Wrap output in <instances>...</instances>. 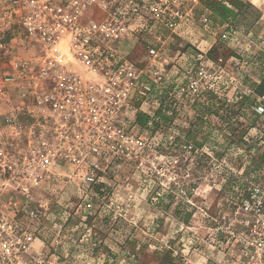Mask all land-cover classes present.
Wrapping results in <instances>:
<instances>
[{"label": "rangeland", "instance_id": "1", "mask_svg": "<svg viewBox=\"0 0 264 264\" xmlns=\"http://www.w3.org/2000/svg\"><path fill=\"white\" fill-rule=\"evenodd\" d=\"M240 1L236 19L220 20L200 0L184 35L157 24L155 37L133 34L122 43L143 68L147 47L156 46L167 73L154 122L145 106V125L131 128L157 157L95 188L72 168H58L29 205L15 191L1 194L0 210L20 221L29 239L18 258L0 239V264H210L242 221L262 217L252 192L264 189V115L254 114L264 105V2ZM202 53L216 81L189 100L180 88ZM209 92L218 110L199 113Z\"/></svg>", "mask_w": 264, "mask_h": 264}, {"label": "built area", "instance_id": "2", "mask_svg": "<svg viewBox=\"0 0 264 264\" xmlns=\"http://www.w3.org/2000/svg\"><path fill=\"white\" fill-rule=\"evenodd\" d=\"M199 4L0 0V195L15 191L29 205L58 168H72L95 188L104 179L121 177L126 166L140 169L157 157L131 128H138L137 115L145 106L149 124L154 122L152 109L167 73L156 46L147 47L143 68L121 45L133 34L155 37L157 24L184 35L182 27ZM200 22H207L205 15ZM197 60L199 67L180 88L189 100L216 81L205 69L213 65L206 54ZM254 112L263 116L264 105L256 104ZM252 200L262 217L242 221L238 233L227 237L223 257L210 264H264V189H254ZM28 214L36 218L38 213ZM19 224L0 210V239L15 258L29 239Z\"/></svg>", "mask_w": 264, "mask_h": 264}, {"label": "trees", "instance_id": "3", "mask_svg": "<svg viewBox=\"0 0 264 264\" xmlns=\"http://www.w3.org/2000/svg\"><path fill=\"white\" fill-rule=\"evenodd\" d=\"M201 1L206 2L207 7L213 12L215 17H218L222 21H226L232 17L236 19L239 16V14L243 11V7H244L243 2H241L240 0H201ZM233 6L238 9L237 12L234 10ZM262 84H264V82ZM259 87H258V89H260ZM207 96H208L207 101H205L203 103V105L201 106V110H199V113H204V112L205 113L206 112L211 113L213 111V109H217L216 108L217 106L214 103L215 102L214 101V98H215L214 94L209 92L207 94ZM225 106H227V105H225L223 103L220 104L219 110L225 109ZM160 115H161V117H164L165 120H167L166 116H164L162 113H159V116ZM146 118H147V116H145L144 114L138 113L137 123L142 125V126L145 125Z\"/></svg>", "mask_w": 264, "mask_h": 264}, {"label": "snow or ice", "instance_id": "4", "mask_svg": "<svg viewBox=\"0 0 264 264\" xmlns=\"http://www.w3.org/2000/svg\"><path fill=\"white\" fill-rule=\"evenodd\" d=\"M261 2H264V0H261ZM253 3H257V0H253Z\"/></svg>", "mask_w": 264, "mask_h": 264}, {"label": "crops", "instance_id": "5", "mask_svg": "<svg viewBox=\"0 0 264 264\" xmlns=\"http://www.w3.org/2000/svg\"><path fill=\"white\" fill-rule=\"evenodd\" d=\"M264 17V16H263Z\"/></svg>", "mask_w": 264, "mask_h": 264}]
</instances>
